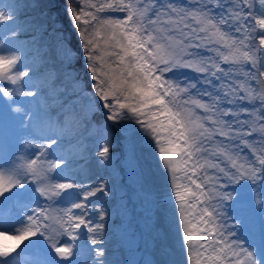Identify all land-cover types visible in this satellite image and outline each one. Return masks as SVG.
Segmentation results:
<instances>
[{
  "label": "snow or ice",
  "instance_id": "1",
  "mask_svg": "<svg viewBox=\"0 0 264 264\" xmlns=\"http://www.w3.org/2000/svg\"><path fill=\"white\" fill-rule=\"evenodd\" d=\"M65 11L80 52L68 46L60 70L84 60L77 99L98 125L94 156L109 179L69 178L64 127L40 128L51 76L32 70L23 38L50 10L40 0L23 14L0 9V122L19 132L17 152L0 156V264H112L99 201L118 174L136 185L144 229L162 214L180 257L166 264H264V0H65Z\"/></svg>",
  "mask_w": 264,
  "mask_h": 264
},
{
  "label": "rangeland",
  "instance_id": "2",
  "mask_svg": "<svg viewBox=\"0 0 264 264\" xmlns=\"http://www.w3.org/2000/svg\"><path fill=\"white\" fill-rule=\"evenodd\" d=\"M35 3L36 0H0V9L16 5L18 12L23 14L30 11ZM40 3L44 9L50 10V19L42 20L46 27L35 30L30 37L23 38V42L28 45V62L34 65L32 70L41 76H51L52 91L47 97L48 106L43 109L46 115L40 128H46L47 123L53 120L64 127L65 151L73 152L71 171L65 169V174L85 187H89L98 182L99 176H104L106 180L109 177L103 168L97 166L94 156V150L97 147L98 125L88 115L83 101L77 99L79 90L83 88V82L88 81V72L84 68L82 57L75 59L72 65L75 71L69 69L70 74L60 70L61 61L64 60V53L68 50V46L75 52H80L79 29L74 28L75 21L72 20L70 13L65 11V0H40ZM67 4L71 7L72 0H67ZM77 73L82 81L80 83L73 82ZM62 118L71 122L78 130L77 133L73 131L74 128L65 127ZM96 120H99V117ZM17 135L19 132L12 124L9 123L5 128L3 122H0V156L10 158L13 153L17 152ZM41 142L37 139L33 143L38 145ZM145 150L149 151L146 145H142L138 149V156L140 167L147 172L144 159L150 155H143V158L140 156V153H147ZM31 151L34 152L35 148ZM124 151H127L126 145ZM116 160L118 161L117 168L124 166L119 150L116 152ZM87 163L92 166L91 173L86 171ZM114 183L111 199L105 198L99 201L111 213L110 218L106 219L105 233L110 261L112 264H128V261L132 259L140 260L144 257L155 259L160 264H166L169 258H173L168 244V241L172 240L163 228L165 221L162 214H159L158 221L155 215L153 217L156 230L150 232L144 229L142 217L147 216V212L145 206H142L137 199L135 183L128 180L126 186L121 184L119 174ZM109 187H113L111 180H109ZM159 199L162 203V199ZM42 206L47 205L42 201Z\"/></svg>",
  "mask_w": 264,
  "mask_h": 264
},
{
  "label": "bare ground",
  "instance_id": "3",
  "mask_svg": "<svg viewBox=\"0 0 264 264\" xmlns=\"http://www.w3.org/2000/svg\"><path fill=\"white\" fill-rule=\"evenodd\" d=\"M63 119V118H62ZM62 123H63V125H65V127H67V128H74V132H76L77 133V131L78 130H76L75 129V127L72 125V123L71 122H69L67 119H63V121H62ZM145 151H147V150H145ZM143 155H150L149 154V151H147V153H140V156H141V158H143ZM144 161H145V165H146V167H147V169H146V171H148V168H149V165L151 164V160H150V157H147V158H145L144 159ZM86 171L88 172V173H91V170H92V166H91V164L89 165V163H87L86 164ZM83 176V175H82ZM84 176H86V175H84ZM161 199H162V197H161ZM164 225H165V222H164V224H163V228H164ZM165 232V231H164ZM166 234H167V232H166ZM168 244H169V247H170V250H171V253H172V255H173V258L174 259H178V258H180L178 255H177V253H176V251H175V248L173 247V245H172V241H168Z\"/></svg>",
  "mask_w": 264,
  "mask_h": 264
}]
</instances>
